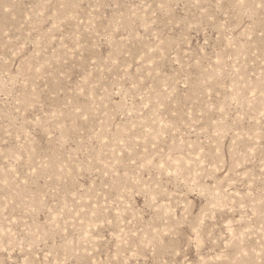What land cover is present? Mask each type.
I'll list each match as a JSON object with an SVG mask.
<instances>
[{
	"label": "rangeland",
	"instance_id": "rangeland-1",
	"mask_svg": "<svg viewBox=\"0 0 264 264\" xmlns=\"http://www.w3.org/2000/svg\"><path fill=\"white\" fill-rule=\"evenodd\" d=\"M0 264H264V0H0Z\"/></svg>",
	"mask_w": 264,
	"mask_h": 264
}]
</instances>
